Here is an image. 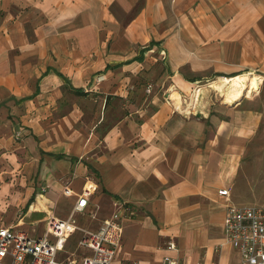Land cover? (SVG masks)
Wrapping results in <instances>:
<instances>
[{"label": "crops", "instance_id": "obj_1", "mask_svg": "<svg viewBox=\"0 0 264 264\" xmlns=\"http://www.w3.org/2000/svg\"><path fill=\"white\" fill-rule=\"evenodd\" d=\"M235 76L244 88L221 100L212 84ZM263 81L264 0H0V225L41 234L74 204L63 181H89L78 227L115 200L134 213L111 264H238L225 210L245 206Z\"/></svg>", "mask_w": 264, "mask_h": 264}, {"label": "built area", "instance_id": "obj_2", "mask_svg": "<svg viewBox=\"0 0 264 264\" xmlns=\"http://www.w3.org/2000/svg\"><path fill=\"white\" fill-rule=\"evenodd\" d=\"M210 86V85H209ZM197 91L187 96V104L193 103L191 97ZM190 114V109L187 111ZM71 179L63 181L62 194L73 196L74 204L65 219L51 214L41 234L29 233L19 226L0 225V264H111L117 248L120 246L123 223L134 216L132 209L124 201L115 200L113 211L100 226L88 230L77 226L76 216L84 213L89 198L94 193L96 185L87 182L81 192H74ZM47 187H42L39 195L45 193ZM219 195L229 196V190H219ZM79 230L82 232L77 242V252L69 257L61 258L64 244L70 234ZM224 240L236 249L240 255L238 264H264V207H247L230 204L226 207L224 218ZM167 249L175 250V244L170 241ZM163 264H176L172 259H165Z\"/></svg>", "mask_w": 264, "mask_h": 264}, {"label": "rangeland", "instance_id": "obj_3", "mask_svg": "<svg viewBox=\"0 0 264 264\" xmlns=\"http://www.w3.org/2000/svg\"><path fill=\"white\" fill-rule=\"evenodd\" d=\"M257 74V72H254L251 76H256ZM215 90V94L217 96L220 95L221 97V91L217 89ZM257 93L260 97H264V81ZM220 99L222 100L223 98L221 97ZM241 172L246 175V179L244 183L242 182L241 188L238 189L236 199L240 201V204L247 207H264V126L261 127L257 139L253 140V142L249 145L247 155L243 160ZM35 218L41 219L42 215L36 214ZM76 220L78 223H81V220L78 219L77 216ZM83 225H86V223ZM21 228L23 227L21 226ZM23 229L26 230V232L34 233L32 227H24ZM77 239L78 234L74 233L71 237L69 245L65 246V249L63 248V252L59 253L61 258L70 256L69 252L72 251V249H75Z\"/></svg>", "mask_w": 264, "mask_h": 264}, {"label": "bare ground", "instance_id": "obj_4", "mask_svg": "<svg viewBox=\"0 0 264 264\" xmlns=\"http://www.w3.org/2000/svg\"><path fill=\"white\" fill-rule=\"evenodd\" d=\"M245 84H246V79L244 76H235L233 78L222 79L221 84L213 83L212 86H213V88H216V89L219 86H223V88H224L223 90L225 92L222 94V98H223V100L228 101V100H233V99L237 98L238 95L240 94V92L242 91V89L244 88ZM178 104H179V102H178ZM177 107H178V105H177Z\"/></svg>", "mask_w": 264, "mask_h": 264}]
</instances>
